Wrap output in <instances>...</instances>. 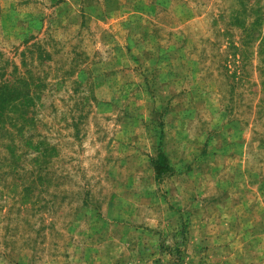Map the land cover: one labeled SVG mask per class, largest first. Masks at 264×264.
<instances>
[{
	"label": "rangeland",
	"instance_id": "obj_1",
	"mask_svg": "<svg viewBox=\"0 0 264 264\" xmlns=\"http://www.w3.org/2000/svg\"><path fill=\"white\" fill-rule=\"evenodd\" d=\"M261 7L0 0V264H264Z\"/></svg>",
	"mask_w": 264,
	"mask_h": 264
},
{
	"label": "trees",
	"instance_id": "obj_2",
	"mask_svg": "<svg viewBox=\"0 0 264 264\" xmlns=\"http://www.w3.org/2000/svg\"><path fill=\"white\" fill-rule=\"evenodd\" d=\"M240 11V12H239ZM239 11H233V17L234 19H240V14L242 15V12L246 13V9L244 10V8H240ZM256 19L254 20V24L255 25H260V22L263 23L261 16H259L260 14H262V16H264V11L260 9H256L255 11ZM253 25V24H252ZM254 30V29H252ZM19 81L18 79H16V81L14 80L12 81H7L6 83H2V87H1V91H2V98H1V102H0V109L3 111V113L7 112V117L10 118V114L11 115H15V111L18 110L20 108V102L19 101V87H18ZM21 105H23V103L21 102ZM13 120V118H11V121ZM2 128V127H1ZM2 130H4L2 128ZM157 170V174L161 175L163 174V169H160L158 166Z\"/></svg>",
	"mask_w": 264,
	"mask_h": 264
}]
</instances>
